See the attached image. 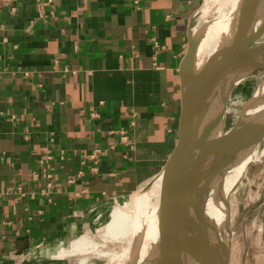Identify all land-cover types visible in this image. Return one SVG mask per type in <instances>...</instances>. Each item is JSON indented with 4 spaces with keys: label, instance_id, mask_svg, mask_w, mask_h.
<instances>
[{
    "label": "crops",
    "instance_id": "obj_1",
    "mask_svg": "<svg viewBox=\"0 0 264 264\" xmlns=\"http://www.w3.org/2000/svg\"><path fill=\"white\" fill-rule=\"evenodd\" d=\"M204 1L0 0V264H68L49 259L155 178Z\"/></svg>",
    "mask_w": 264,
    "mask_h": 264
},
{
    "label": "bare ground",
    "instance_id": "obj_2",
    "mask_svg": "<svg viewBox=\"0 0 264 264\" xmlns=\"http://www.w3.org/2000/svg\"><path fill=\"white\" fill-rule=\"evenodd\" d=\"M231 1L232 7L229 11L206 24L207 28L199 42L196 54V72L204 65L203 63L207 58L222 46L221 44L226 38L236 32V29L241 27L239 34L244 35L247 32H254L260 27L259 15L254 0ZM260 56H264V45L260 49ZM226 59L229 58L226 56L218 66L217 75H220V77L215 79L220 84L218 85V91L212 97L208 116V120L218 123L220 126H223V117L226 113L224 108L232 86L254 70L264 67V64L258 60L248 57H233L230 58L232 60L230 66L224 71L220 70L221 63ZM192 77L189 74L187 83L192 80ZM242 105L241 112L237 117L241 133L246 131L245 126L252 120L254 115L264 109V80L252 99L246 100ZM197 108L198 106L195 104L191 107V110L197 111ZM214 148L216 151L214 155L211 153L205 155L204 153V167L215 169L222 181L220 184L217 183L211 186L200 184L198 188L189 191V197L195 202L194 222L191 229L190 243L184 245L178 243L180 264H211L214 255L222 249L220 245L222 243L225 246L227 245L222 236L224 234L223 225L218 224L217 220L222 213L226 214V218H229L228 211L232 201V194H229V192L241 179L242 173L249 163L247 161L230 170L227 168L231 159L230 153L218 148L217 145H214ZM254 155H252L250 162L258 158H254ZM201 156L199 154V157ZM151 183H153V186L155 184L157 186L149 187L146 190L142 188L132 196H122L124 198L118 197L116 199L117 201L110 209V219L106 224L96 229L97 234L103 238L101 242L97 241L92 236L93 234L90 235L88 230L82 233L80 237L73 239L66 246L67 248L64 247L61 250L69 255L83 254L91 250L96 254L106 255L112 252L101 251V248L106 246L107 242L115 241L121 244V252L116 253V256L129 258L131 264H156L158 259V253L155 249L158 219V196L156 191L159 183L158 181L154 182L153 179L147 185ZM192 185H196L194 180L190 183V186ZM86 259L87 257L84 256L80 264H83Z\"/></svg>",
    "mask_w": 264,
    "mask_h": 264
},
{
    "label": "water",
    "instance_id": "obj_3",
    "mask_svg": "<svg viewBox=\"0 0 264 264\" xmlns=\"http://www.w3.org/2000/svg\"><path fill=\"white\" fill-rule=\"evenodd\" d=\"M254 4L260 27L244 35L239 34L241 27L236 29L207 58L198 72V33L189 36L188 48L180 63L182 108L177 140L168 159L154 178V182L159 183L156 191V264H180L178 246L190 243L195 202L189 197V191L198 188L200 184L211 186L222 181L215 169L204 167V153L214 155V145H217L230 153L231 159L227 168L233 170L247 161L250 163L252 155L264 146V109L254 115L245 126L244 133L240 132L238 120L228 130L208 120L211 100L220 84L216 82L220 77L217 75L219 63L227 56L229 59L248 57L264 64V56H260L264 43L257 44L264 35V0H254ZM189 74L194 77L189 81L190 84L187 83ZM195 104L198 106L197 111H192L191 107ZM199 154L202 156L199 157ZM192 180L196 185L190 186ZM220 246L222 249L214 255L211 264H230L229 247L223 243Z\"/></svg>",
    "mask_w": 264,
    "mask_h": 264
},
{
    "label": "rangeland",
    "instance_id": "obj_4",
    "mask_svg": "<svg viewBox=\"0 0 264 264\" xmlns=\"http://www.w3.org/2000/svg\"><path fill=\"white\" fill-rule=\"evenodd\" d=\"M231 7V0L204 1L201 11L194 16L192 23L193 34L198 33V45L207 28L206 24L212 19L224 15ZM263 43L264 35L257 44ZM231 62V59H226V61L221 63L220 70H226ZM263 80L264 67L254 70L232 86L231 92L227 97V104L224 108L226 113L223 117V128L225 130H228L236 123L243 106L242 104L246 100L252 99V96L257 93L258 88L262 85ZM254 158L257 159L247 165L242 173L241 179L229 192V194H232V201L228 211L229 218H226V214L222 213L217 220L218 224L223 225L224 234L222 236L231 251L230 264H264V146L259 149L258 153L254 155ZM155 186L157 184L154 186L153 183L149 185L143 184L139 189L143 188L146 190L149 187ZM137 191L122 196H132ZM122 196L119 195L118 197ZM118 197L108 198L106 208L101 214L102 216L98 220H88V224L84 225L77 232V237H80L82 233L89 230V234H93L92 236L101 242L103 238L97 234L96 229L108 222L110 219V209ZM67 244L68 242L64 243L63 246L66 247ZM101 249V251H109L112 253L99 255L91 250L83 254L68 255L60 250L57 255H54L49 260H52L54 263L67 262L68 264H80L83 257L86 256L87 259L84 260L85 262L83 264H131L129 258L126 259L125 257L116 256V253L119 254L121 252V244L118 242L109 241Z\"/></svg>",
    "mask_w": 264,
    "mask_h": 264
},
{
    "label": "built area",
    "instance_id": "obj_5",
    "mask_svg": "<svg viewBox=\"0 0 264 264\" xmlns=\"http://www.w3.org/2000/svg\"><path fill=\"white\" fill-rule=\"evenodd\" d=\"M18 0H3V2L6 4V5H10L11 6V11L13 12V11H15L16 10V7H15V4H16V2H17ZM38 1V8L40 9V11L41 12H43L44 10H45V8L47 7V6H50L51 4H53V2L55 1V0H37ZM155 46L156 47H158V48H160L159 47V43H158V41H156L155 40ZM159 50V49H158ZM4 58H2L1 56H0V76L2 75V73H3V65H4ZM123 138H127V135L124 133L123 134ZM99 152H100V149L98 148V149H96L92 154H91V158L92 159H94V160H96L97 158V155L99 154ZM37 174H35V176H36ZM22 195H24V192L23 191H21L20 192Z\"/></svg>",
    "mask_w": 264,
    "mask_h": 264
}]
</instances>
